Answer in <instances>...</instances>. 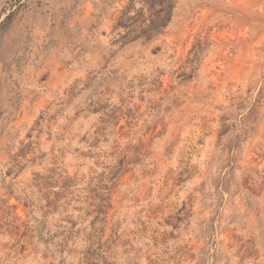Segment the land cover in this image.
Here are the masks:
<instances>
[{
	"label": "rangeland",
	"instance_id": "374dc122",
	"mask_svg": "<svg viewBox=\"0 0 264 264\" xmlns=\"http://www.w3.org/2000/svg\"><path fill=\"white\" fill-rule=\"evenodd\" d=\"M0 264H264V0H0Z\"/></svg>",
	"mask_w": 264,
	"mask_h": 264
}]
</instances>
